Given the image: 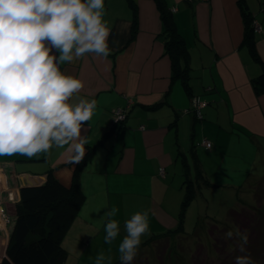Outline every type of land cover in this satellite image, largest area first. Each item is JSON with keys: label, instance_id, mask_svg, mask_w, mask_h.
Segmentation results:
<instances>
[{"label": "crops", "instance_id": "crops-1", "mask_svg": "<svg viewBox=\"0 0 264 264\" xmlns=\"http://www.w3.org/2000/svg\"><path fill=\"white\" fill-rule=\"evenodd\" d=\"M165 1L175 8L172 20L184 41L178 59L183 76H174L154 0H137L136 10L128 0H104L110 55L88 54L60 66L83 79L81 97L97 102L91 121L82 128L88 140L85 152L93 146L78 175L84 201L62 240L68 250H80V256L105 243L107 213L113 208L118 212L111 219L118 221L120 230L133 214L146 210L151 230L175 228L186 174L192 178L196 173L193 152L209 179L207 189L217 181L204 170L209 159H216L221 181L252 188L250 204L264 211V90L257 92L253 84L264 71V0ZM244 8L252 16V26L255 21L261 26L254 30V51L244 42ZM194 97L206 101L198 119ZM129 100L123 125L110 130L114 109ZM203 139L212 146L198 144ZM71 155L65 146L33 158L0 156V206L9 210L19 202L21 186L41 183L49 170L70 185L75 168L68 163ZM239 174L244 176L240 181ZM203 196L210 201L206 193ZM231 197L230 205L221 200V211L213 218L231 222V209L242 205L232 193ZM12 225L0 228V258Z\"/></svg>", "mask_w": 264, "mask_h": 264}, {"label": "clouds", "instance_id": "clouds-1", "mask_svg": "<svg viewBox=\"0 0 264 264\" xmlns=\"http://www.w3.org/2000/svg\"><path fill=\"white\" fill-rule=\"evenodd\" d=\"M104 8V0H0V156L33 158L68 146V163L82 162L88 143L82 128L97 102L81 97L83 79L60 66L88 54L110 55ZM117 212L107 213L104 240L109 245L120 232L118 221L111 219ZM124 226L119 258L121 264H132L142 236L150 235L148 211L133 214ZM225 235L236 238L245 252L247 230ZM95 264H112V257L100 252ZM235 264L254 261L239 255Z\"/></svg>", "mask_w": 264, "mask_h": 264}, {"label": "trees", "instance_id": "trees-1", "mask_svg": "<svg viewBox=\"0 0 264 264\" xmlns=\"http://www.w3.org/2000/svg\"><path fill=\"white\" fill-rule=\"evenodd\" d=\"M154 1L160 10L162 22L164 23L163 34L165 35L167 51L170 53V56L174 61V76H183L184 70L179 68L178 59L179 54L184 50V41L179 36L174 26L172 9L168 8L165 0ZM128 2L131 7L136 10L137 0H128ZM243 16L245 23L244 42L249 45L252 51H254L256 38L254 27L252 26V16H250L245 8L243 9ZM134 31L135 21L132 35ZM253 84L257 92L264 90V71L261 72L259 76L255 77ZM128 113L129 109L126 117L128 116ZM196 119L198 118L196 117ZM123 123L124 121L121 122L119 126L121 127ZM87 147L82 162L75 165L70 185L64 184L52 170H49L46 179L41 183L29 184L20 188L19 202L15 203L14 206H9L8 211L11 212L12 209L15 210L16 220L12 234L5 248V256L0 259V264L64 263L68 255V250L63 245L62 240L84 201V194L78 184V175L83 164L91 155V148L93 146ZM192 155L194 158L196 173L192 178H190V175L188 176V174H186L184 181L185 191L182 199L178 225L176 228L169 229L167 233L155 235L154 238H164L167 234L171 235L176 232L180 233V231L187 232L184 227L185 210L190 202L198 197L200 186L210 185L209 179L204 177L201 172V163L198 155H196L195 152H193ZM247 208L252 209L254 212L252 214L253 216L250 215V221L260 222L262 220L261 217L262 215L264 216V211L244 202L239 209H231V222H225L221 219L207 216L208 221L204 233H207L208 237L213 239L212 246L210 245L209 247L211 250H207L208 252L213 253L215 256L219 255L218 248L214 245L216 242L214 235L222 230L225 231L224 234L230 230H235L236 228H234V226L237 225V221ZM246 219H248V216ZM197 228V225H195L194 230ZM249 228L246 229L248 232ZM200 234H203V232L198 235ZM154 238L152 237L151 239ZM147 244H151L149 240L142 242V245ZM201 247L204 248L205 246L202 242H198L195 250L201 249ZM151 264H160V261L153 256ZM163 264H165V262Z\"/></svg>", "mask_w": 264, "mask_h": 264}, {"label": "rangeland", "instance_id": "rangeland-1", "mask_svg": "<svg viewBox=\"0 0 264 264\" xmlns=\"http://www.w3.org/2000/svg\"><path fill=\"white\" fill-rule=\"evenodd\" d=\"M215 161L212 163L209 159L208 167L204 171L209 177L214 178L215 181H217L216 184L210 187L211 189H207L206 186L201 185L197 200L195 199L185 210L186 216L184 225L187 232L182 234L176 232L171 235L167 234L164 238H154L155 235L167 233L168 230H166V228L160 232L150 229V235L142 236L141 240L142 242L149 240L151 244L144 245V247L141 242L138 248V254L132 261V264H151L153 256L160 261V264H163L164 262L165 264H235V258L239 255H250L254 264H264V222L250 221V215L253 216L252 214L254 212L252 209L248 208L244 210L242 216L237 221V225L234 226V228H238L242 232L250 227L249 232L247 231L249 242L245 246V252L241 253L239 251V241L234 237L226 238V235L224 234L225 231L223 230L218 231V233L214 235L216 238L214 245L217 246L219 255L215 256L213 253L208 252L211 250L209 247L210 245L212 246L213 239L209 238L207 233H204L208 221L207 216L213 218V214L221 211V200H224L227 205H230L233 199L232 197L229 198V194L232 193L235 196L234 199L239 203L244 202L251 205L248 195L252 188L242 185L234 186L235 184L221 181L224 176L218 174L219 168ZM243 178V175H237L239 181ZM203 193H206V195L209 196V202H206ZM256 208L259 207L257 206ZM247 216L248 219H246ZM217 218L223 219L225 217ZM261 218L264 220L263 215ZM14 220L15 218H13V222ZM195 225L198 227L196 230H194ZM11 227L12 226H9L10 229ZM202 232L203 234L198 235ZM125 235L126 230L122 228L117 238L110 245L106 242H101L95 247L93 252L90 247L88 250H84L83 255L81 256L79 255L80 250L79 252H76L73 249H67L68 255L63 264H95V258L100 252H103L106 256L111 255L112 264H121V261H118L120 260L118 248ZM152 237L154 239H151ZM198 242H202L207 249L201 247V249L195 250ZM84 245L86 246V242ZM1 252L2 250L0 249V253Z\"/></svg>", "mask_w": 264, "mask_h": 264}, {"label": "built area", "instance_id": "built-area-1", "mask_svg": "<svg viewBox=\"0 0 264 264\" xmlns=\"http://www.w3.org/2000/svg\"><path fill=\"white\" fill-rule=\"evenodd\" d=\"M175 8H172V11H174ZM254 30L255 31H260L261 26L259 25V22L255 21L253 24ZM132 100H129L126 106L124 107H117L114 109V118L116 117H122L125 118L128 109L131 106ZM192 107H193V112L196 115L197 118L202 117V107L205 106L206 101L200 100L198 97H194L193 102H192ZM198 144H202L207 148H210L212 146V142L209 139H203L201 142ZM160 174L164 175L165 173V168L160 167ZM13 221L11 220L10 217V212L8 211L7 207L0 206V228H5V226L12 224ZM5 225V226H4Z\"/></svg>", "mask_w": 264, "mask_h": 264}, {"label": "water", "instance_id": "water-1", "mask_svg": "<svg viewBox=\"0 0 264 264\" xmlns=\"http://www.w3.org/2000/svg\"><path fill=\"white\" fill-rule=\"evenodd\" d=\"M125 119H126V117L125 118H122V117H116V118H113V120H112V123L110 124L111 125V128H110V130L113 128V127H115V126H117V125H119L121 122H123V121H125ZM109 130V131H110ZM32 184V183H31ZM24 185H22L21 187H23ZM15 220H16V218H15ZM15 220H14V224L12 225V229H11V232H10V236H11V234H12V230H13V227H14V225H15ZM10 238V237H9ZM5 256V253L2 255V257H4ZM1 257V258H2ZM0 258V259H1Z\"/></svg>", "mask_w": 264, "mask_h": 264}]
</instances>
